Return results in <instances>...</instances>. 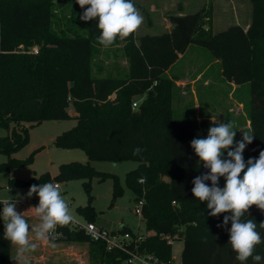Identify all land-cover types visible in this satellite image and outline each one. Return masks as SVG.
<instances>
[{
	"label": "trees",
	"instance_id": "16d2710c",
	"mask_svg": "<svg viewBox=\"0 0 264 264\" xmlns=\"http://www.w3.org/2000/svg\"><path fill=\"white\" fill-rule=\"evenodd\" d=\"M251 3L247 28L232 24L212 32L205 27V33L200 34L202 21L209 16L202 8L183 15L168 14L173 24L170 31L118 37L115 43L125 44L129 63L122 78L94 72L96 48L103 46L98 42V18L80 19L89 6L82 9L76 0H0V126L10 131L0 137V153L9 156L6 163H0V171L32 162L33 155L25 160L11 157L29 142L27 123L34 126L46 120L69 119L73 106L77 124L56 138V146L81 148L90 159L139 162L128 173L127 182L138 203L143 201L142 219L151 231L140 245L142 250L168 261L172 245L163 235L178 234L184 242L182 264H241L228 242L231 221L218 227L231 213L209 215L206 202L197 200L191 191L192 181L209 170L190 142L206 138L213 121L174 117L173 82L165 73L191 44H197L220 61L227 81L236 85L249 82L254 136L250 153L251 158H258L264 150V0ZM65 8L71 13L64 16L65 27L58 30L54 23L62 17L58 11ZM36 45L37 53L33 51ZM135 94L147 96L133 108ZM137 147L143 149L140 154H134ZM61 168L59 177L69 179L83 174L101 180L111 176L112 201L123 194L117 175L96 170L89 163L74 161ZM10 183L26 185L32 181L12 178ZM206 183L211 186V181ZM78 210L88 221L96 222L94 206L87 204ZM248 219L257 223L256 230L264 239V228L259 226L264 222V210L251 206L242 217ZM4 231L1 224L0 264H12V243L4 239ZM57 233L58 241L88 242L90 264H128L126 253L109 251L104 242L92 240L84 230L59 226ZM255 254L264 256V243L255 247ZM246 264L255 262L249 258Z\"/></svg>",
	"mask_w": 264,
	"mask_h": 264
},
{
	"label": "rangeland",
	"instance_id": "374dc122",
	"mask_svg": "<svg viewBox=\"0 0 264 264\" xmlns=\"http://www.w3.org/2000/svg\"><path fill=\"white\" fill-rule=\"evenodd\" d=\"M219 1L229 3L227 0ZM206 2L207 0H192L189 2L188 7L190 8L188 11H195ZM240 3V9L239 6L232 5L231 12H228V6L222 7L221 12L223 13L218 12L219 16L215 11L212 22H209L211 13L209 11L204 12L205 16L209 15V19L206 18L202 21L199 33H205V24L211 28L212 32L224 30L232 24L245 26V23L251 20L252 3L250 0H240ZM70 13V8L60 9L58 15L63 18L56 20L54 28L59 30L61 27H65L64 24L67 20L64 16ZM56 18L58 19V16ZM158 25L157 22L154 23V26L149 24L148 27L151 30L149 32L152 34L161 32L157 28ZM34 47L39 49L38 45ZM96 49L97 53L93 60L95 73L98 75L112 74L122 78L127 75L129 63L125 44L114 43L108 48L97 47ZM99 67H101V70H99ZM166 76L172 79L173 82L172 100L174 105L172 104V108L174 117L190 118L191 115L184 114L186 111L184 113L183 111L185 107L189 106L190 110L195 113L196 108L193 105L196 97H198L201 103V113L205 116L211 115V117H214V126L219 122H232L234 129L237 131L235 141L242 140L243 132L251 134V122H249L251 107L250 83L235 85L222 78L221 63L217 62L210 50L197 44H191L173 65L169 75ZM146 96L147 94H135L132 103L137 101L140 104ZM70 112L72 117L69 119L46 120L34 126H30L28 123L25 125L29 130V142L11 157L25 160L33 155V159L28 164L0 171V201L9 197L15 199L17 201L16 210L20 212L24 207L25 202L23 201H27L28 204L32 200L37 199L39 201L38 194L34 193L32 196H28L30 186L45 183L55 184L57 182L62 195L69 204L74 220L86 223L88 219L79 212L78 208L91 204L97 212L96 223L99 225L110 229H118L124 226L132 232L151 233L146 229L142 215L136 211V208L139 207L138 196L127 182L128 173L139 166L138 161L132 159L118 161L90 159L88 153L81 148H64L55 145V140L60 134L77 124L73 106L70 107ZM9 133L8 129L0 126V137L7 136ZM250 145L248 144L243 152L245 162L251 158ZM8 160V155L0 153V163H6ZM74 161L82 164L89 163L96 170L117 175L123 187V194L117 197L114 202L112 201L114 179L111 176L104 180L97 176L90 178L86 174L70 179L59 177L62 171L61 165ZM242 175L243 173H241ZM12 178L32 181V183L11 185L10 179ZM225 182V179L221 177L219 186L223 188ZM37 201L33 203L39 204ZM2 207L3 204L0 203V211H2ZM1 224L4 225L2 219H0ZM69 243L75 245L76 250H74L80 254L81 263L90 264L89 244L75 241ZM183 246V239H176L173 242L174 264H182Z\"/></svg>",
	"mask_w": 264,
	"mask_h": 264
},
{
	"label": "clouds",
	"instance_id": "9594fccd",
	"mask_svg": "<svg viewBox=\"0 0 264 264\" xmlns=\"http://www.w3.org/2000/svg\"><path fill=\"white\" fill-rule=\"evenodd\" d=\"M76 3L82 9L89 6L80 16L82 21L98 18L97 27L101 30L98 42L104 48L112 46L118 37H129L143 23V16L133 0H76ZM207 132L206 138L197 137L190 142L203 167L209 170L207 174L197 176L192 181V194L200 202H206L211 216L231 213L230 216H224L218 227H226L231 221L228 242L237 254L236 259L246 264L251 258L255 264H259L264 256L255 254V247L264 243V239L256 230L257 223L252 219L244 221L242 217L253 205L264 210V150L260 151L258 158H249L245 162L243 152L252 143L254 136L243 132L242 140L235 141L237 131L231 121L216 123ZM142 151L137 147L134 154ZM221 177L226 181L223 188L219 186ZM207 181H211V186ZM34 193L39 197V204L34 209L40 221L34 228L29 225L24 213L16 210L15 199L9 197L0 201L4 205L0 211V219L5 228L4 239L16 246V260L19 264H28L27 254L37 249V244L30 241L33 232L37 241H54L57 226H68L74 221L59 185H32L28 196ZM259 226L264 228V222ZM51 247L55 248L56 244L51 243Z\"/></svg>",
	"mask_w": 264,
	"mask_h": 264
},
{
	"label": "crops",
	"instance_id": "0c3cea01",
	"mask_svg": "<svg viewBox=\"0 0 264 264\" xmlns=\"http://www.w3.org/2000/svg\"><path fill=\"white\" fill-rule=\"evenodd\" d=\"M134 1L137 3L136 8L139 10L140 14L143 16V23L140 25V27L136 31L137 37L145 33H150L149 31L151 30H150V27H148V25L150 24L154 26L155 22L159 23L157 27L158 30L161 31L159 33L170 31L173 27V24L170 21L168 14H171V13L183 15V14L195 12L201 8H206L207 11L211 13V19L209 20V22L210 21L212 22L213 14L215 13V11H217V13L219 12L220 14H222L223 12H221L222 11L221 8L228 6V9H229L228 12H231L232 5H234L235 7L239 6V9H240V4H241L240 0H227L229 3H226V2L221 3V1L219 0H207V2L203 6H201L199 9H196L195 11H188V9L190 8L188 7L189 2L192 0H134ZM219 13H218V16H219ZM250 22L251 20L247 21L245 23V26L244 25L243 26L247 28ZM205 27L206 29L210 28L207 26V24L205 25ZM217 62H220V61L217 59ZM173 65L166 71L165 75H169V72L171 71ZM222 78H224V76ZM115 96H116V93H114L111 97L113 98ZM194 102L195 103L193 107L196 108V112L195 113L192 112L189 106H187L189 110H187V108L185 107L183 113L186 111L184 114L188 113L187 115H191V117L194 116L197 119H204V118L212 119L213 124H215L214 117H211V115L205 116L201 113V103L198 97H196ZM173 105H174V102H173ZM35 201H37V199L34 201L32 200L29 204L27 201H23L26 204L24 203V207L19 212V213H24L25 219L27 220L29 225H31L33 228L40 222L39 217L36 215L35 209H34V207L38 206V204L33 203ZM30 241L37 244V249L36 251L27 254L28 264H74V263L82 264L80 260V254L77 251H75L76 250L75 245H72L69 243V242H74V241H55V240L49 241V242L37 241L35 240L34 232L30 235ZM53 242L56 244L55 248L51 247V243ZM78 242H81V241H78ZM16 256H17V249H16V246L12 244L11 245V263L12 264H19V262L16 260Z\"/></svg>",
	"mask_w": 264,
	"mask_h": 264
},
{
	"label": "built area",
	"instance_id": "2783aa9c",
	"mask_svg": "<svg viewBox=\"0 0 264 264\" xmlns=\"http://www.w3.org/2000/svg\"><path fill=\"white\" fill-rule=\"evenodd\" d=\"M33 51L37 53L39 51L38 47H33ZM138 105L139 102H133V108L138 107ZM140 182H144V179H140ZM55 185L59 184L55 183ZM138 204L139 207L136 208V211L142 215L143 201H140ZM68 226L74 229L84 230L94 241L104 242L109 251H123L128 255L125 260V262L128 264H174L173 255L170 260L166 261L152 252L142 250L140 245L145 240L146 234L126 230L124 226L118 229H110L99 225L96 222L87 221L86 223H82L76 220H74ZM58 227L59 226H57V229ZM57 229L55 232V239H57L59 235L57 233ZM163 236L170 245H173V242L179 237L178 234H165Z\"/></svg>",
	"mask_w": 264,
	"mask_h": 264
}]
</instances>
